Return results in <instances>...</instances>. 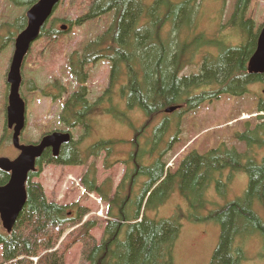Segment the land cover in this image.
Segmentation results:
<instances>
[{"label":"trees","instance_id":"1","mask_svg":"<svg viewBox=\"0 0 264 264\" xmlns=\"http://www.w3.org/2000/svg\"><path fill=\"white\" fill-rule=\"evenodd\" d=\"M8 1L25 9L10 24H1V27L13 30L6 41L14 42L17 34L26 27L25 12L39 0ZM250 1L236 0L226 23L230 28L243 29L246 34L242 36L240 32L242 41L236 46H218L219 43L205 38L203 33L194 34L200 0L180 3L154 0L150 6L143 0H89L85 14L74 21H61L68 24L66 30H57L56 21L41 28L39 39L54 47L65 43L72 27L113 16L105 32L68 57L66 67L79 89L63 100L60 122L71 128L84 129L85 135H89L94 107L102 101L112 103L116 94L125 99L127 108L139 110L145 121L135 131L129 158L122 162L124 176L115 189L109 178L97 184L95 162L102 152L106 154V160L112 157L116 142L100 141L82 150L80 141L73 140L62 146L55 157L51 151H45L36 161V170L28 174L26 202L11 231H4L0 224V264H66L67 252L77 244L82 245V264H174V248L181 231L179 213L160 220L151 219L148 213L156 211L175 192L189 205L190 222L212 220L220 226L219 242L209 264H242L245 260L243 244L254 236L262 240L264 257V219L255 210L264 211V157L257 163L234 147L221 144L202 154L190 152L170 169L163 159L169 147L150 165H144L141 160L146 151L138 143L159 116L163 117L162 126L166 127L170 118L187 114L223 95L243 96L250 84L264 79V75L247 73V63L257 39L253 21L246 19ZM202 44L218 46V54H207L195 73L184 74L193 64L190 61L196 52L204 48ZM99 62L109 64V85L92 104L84 87L89 79L86 67ZM34 88V85L27 87L30 91ZM66 91L56 79L50 91L41 93L55 102L66 95ZM169 108L176 110L166 114L165 110ZM257 112H264V105H258ZM257 119L259 123L252 129L245 125V131L237 133L234 139L239 142L249 140L247 145L264 147V115H258ZM4 129L7 131L6 126ZM5 138L9 141L10 136ZM3 142L0 140V149ZM90 159L92 162L88 165ZM117 162L120 161H106L105 168L109 169ZM50 165L88 167L80 184L107 206L99 241L92 235L99 223L85 219L89 214L87 208L48 202L41 185L32 183L42 168ZM224 169L247 174L248 186L244 195L211 211L207 217L197 216V211L204 207L209 186L212 183L216 188L224 186L217 178ZM8 180L9 174L0 171V187Z\"/></svg>","mask_w":264,"mask_h":264},{"label":"rangeland","instance_id":"2","mask_svg":"<svg viewBox=\"0 0 264 264\" xmlns=\"http://www.w3.org/2000/svg\"><path fill=\"white\" fill-rule=\"evenodd\" d=\"M88 1L61 0L49 23L56 21L55 28L57 30H60L61 26H68L61 21L63 19L68 22L74 21L79 15L85 14L88 11ZM153 1L143 0V3L150 6ZM172 1L180 3L183 0ZM235 2L236 0H200L201 7L196 17L197 26L194 34L203 33L205 38L219 43L218 46L240 44L242 36H246L243 29L226 26ZM24 11V8L13 6L8 0H0V139L4 140L1 144L0 156L9 159H14L18 155V151L11 145V137L9 141H7L8 138H5L7 135L11 136V132L4 129L6 126L4 109L7 107L5 100L8 96L6 76L14 51V42L6 41L13 30L6 26L1 27V24H10ZM112 18V15H108L80 27H72L65 43H59L54 47L45 43L43 39H38L31 45L21 69L20 94L26 103V125L20 139L22 144L25 142L35 143L45 133L70 130L73 140L80 141H78L79 148L82 150H87L91 145L100 141L116 142L112 157L109 156L106 160L107 156L102 152L95 162L97 184L99 185L109 178L112 181L113 189H115L125 173V165L122 162L129 158L135 131L143 126L145 116L137 109L127 108L125 99L116 94L112 103L102 101L101 104L94 107L89 135H85L84 129L71 128L59 120L63 100L68 94L79 89V85L66 67L68 57L79 51L81 46L105 32L112 23ZM248 18L254 23L253 33L256 34L260 28H264V0L250 1L246 14V19ZM199 43L202 42L197 44ZM202 46L203 49L196 52L190 61L193 64L184 71V74L195 73L198 69L196 67L200 65L203 57L207 54L212 56L218 54V46L206 47L205 44ZM109 69V64L106 62L86 67L89 79L84 87L87 89L89 103L93 104L107 89ZM56 79L67 91L59 101L54 102L41 92L43 90L50 91ZM30 85L35 86L33 91L27 89ZM261 100L264 101V80L250 84L243 96L223 95L212 102L203 103L187 114L170 118L169 125L166 127L162 126L163 117L159 116L156 122L149 126L143 136L139 138L138 143L146 151L141 160L142 163L150 165L160 153L169 147L163 159L167 168L171 169L188 153L196 151L202 154L221 144H225L228 148L234 147L239 153L246 155L247 159L257 163L262 162L264 147L247 145V143L250 144L249 140L239 142L234 139L237 133L245 131V125H249L248 128L252 129L259 123L257 116L264 115V112H257ZM112 106L113 108L109 110ZM103 109L109 111L103 112ZM156 126H159V130L157 129L154 133ZM116 160L120 162L113 164L109 169L105 168L106 161ZM91 162L90 159L88 165ZM87 169V166L81 165L45 166L39 177L32 179V183L41 185L48 202L63 206L77 204L87 208L89 214L85 219L97 220L99 223V226L92 231L93 237L99 241L105 225L107 206L100 202L95 194H89L81 187L80 180ZM218 177L224 186L216 188L215 183L209 186L204 196V207L197 211V216L207 217L211 211L244 195L248 186L247 174L224 169L220 176L217 175ZM142 180L144 181L145 178ZM255 210L264 219V211L259 208ZM176 212L179 213L181 231L175 244L173 263L209 264L219 242L220 226L212 220L190 222L188 219L190 207L178 192L173 193L156 211L148 213V216L151 219L160 220L168 218ZM243 245L245 260L242 264H264L262 240L259 237H249ZM81 250V244L71 248L65 256L66 264H82Z\"/></svg>","mask_w":264,"mask_h":264},{"label":"water","instance_id":"3","mask_svg":"<svg viewBox=\"0 0 264 264\" xmlns=\"http://www.w3.org/2000/svg\"><path fill=\"white\" fill-rule=\"evenodd\" d=\"M59 1L39 0L30 7L25 15L26 27L14 41V51L6 78L9 91L5 119L7 128L12 130V146L19 154L13 160L0 157V171L9 174L8 182L0 187V222L2 228L8 233L25 205L28 174L35 170L37 159L46 150H50L54 157L57 156L61 147L71 141L69 133L53 132L43 136L37 144L22 145L20 143V136L25 128L26 113V104L20 95L23 61L31 45L39 38L41 28L52 16ZM60 30L64 31L66 27L61 26ZM247 73L264 75V28L258 32L255 50L247 63ZM175 110L176 108H169L165 110V113L169 114Z\"/></svg>","mask_w":264,"mask_h":264},{"label":"flooded vegetation","instance_id":"4","mask_svg":"<svg viewBox=\"0 0 264 264\" xmlns=\"http://www.w3.org/2000/svg\"><path fill=\"white\" fill-rule=\"evenodd\" d=\"M93 66H95V65H93ZM264 80V79H263ZM260 82V81H259ZM108 85H109V83H108ZM8 89H9V86L7 85L6 86ZM108 88V87H107ZM262 101V100H261ZM260 105H264V101H262V102H260L259 103ZM7 129V131H10L11 132V134H12V130H9L8 128H6ZM10 137H12V136H10ZM0 140H2V138L0 139ZM12 145V144H11ZM47 151V150H46ZM50 151V150H49ZM18 154V153H17Z\"/></svg>","mask_w":264,"mask_h":264}]
</instances>
